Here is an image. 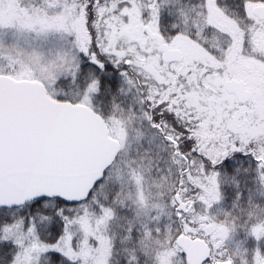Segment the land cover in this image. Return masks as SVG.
<instances>
[{"label": "snow or ice", "instance_id": "6c2138e0", "mask_svg": "<svg viewBox=\"0 0 264 264\" xmlns=\"http://www.w3.org/2000/svg\"><path fill=\"white\" fill-rule=\"evenodd\" d=\"M0 264H264V0H0Z\"/></svg>", "mask_w": 264, "mask_h": 264}]
</instances>
